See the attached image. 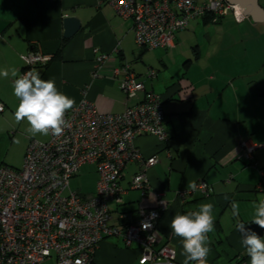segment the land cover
Wrapping results in <instances>:
<instances>
[{"label":"crops","instance_id":"crops-1","mask_svg":"<svg viewBox=\"0 0 264 264\" xmlns=\"http://www.w3.org/2000/svg\"><path fill=\"white\" fill-rule=\"evenodd\" d=\"M257 3L264 10V0ZM210 15L191 20L176 34L173 48L145 53L148 49L134 42L131 19L118 17L107 0H0V69L15 68L19 74L21 55L41 49L52 55L44 67L36 69L42 79L54 80L75 104L86 97L100 112L121 113L136 100L126 101L119 87L122 76L114 77L112 71L129 63L145 89L163 98L167 142L162 144L151 135L135 137L134 146L143 157L157 155L159 162L146 172L144 195L130 187L139 164L134 161L124 167L123 201L108 203L111 223L123 227L135 219L138 209L155 207L161 194L168 206L158 220L157 247L169 244L176 252L173 264H183L181 238L172 234L171 221L176 214L212 203L215 219L214 230L208 233L207 264H250L236 224H250L254 202L264 199V19L253 21L246 16L237 22L228 12L213 22ZM65 16L81 22L71 38L63 37ZM99 53L108 54L109 60L94 76L93 60ZM150 69L155 71L152 77L147 76ZM13 79L0 77L4 107L0 137L7 139L15 128L11 140L24 157L31 139L45 142L49 135L32 136L26 121L16 122ZM242 141L258 145L251 159L245 156ZM83 168L94 171L95 181L73 190L90 196L96 190V167L85 164L79 171ZM200 179L208 183L207 196L200 191L179 196L181 190H192L188 183ZM232 201L239 204L237 217L232 215ZM139 259L135 243L128 247L120 238L108 237L95 250L93 264H140Z\"/></svg>","mask_w":264,"mask_h":264},{"label":"built area","instance_id":"built-area-1","mask_svg":"<svg viewBox=\"0 0 264 264\" xmlns=\"http://www.w3.org/2000/svg\"><path fill=\"white\" fill-rule=\"evenodd\" d=\"M114 13L131 19L134 42L144 49H171L176 33L191 20L211 14L219 21L231 12L237 22L245 19L243 9L226 0H107ZM97 51V50H95ZM52 55L31 49L21 55L19 75L44 67ZM109 55L99 53L93 60L92 74L97 76ZM114 77L121 75L119 87L127 104L121 113L100 112L83 97L66 113L70 122L63 135H49L45 142L31 139L20 168L0 165V264H42L55 258V264H93L100 242L120 238L126 246L135 243L140 264L175 263L176 252L169 245L157 247L158 220L167 208L159 194L157 205L140 208L134 220L120 227L111 223L109 201L120 204L125 190L121 173L130 162L140 170L131 180V189L144 195L148 188L146 172L159 160L157 155L143 157L134 146L137 135H151L166 143L165 112L161 95L145 89L129 63L114 67ZM155 75L150 69L148 77ZM0 104V112L3 111ZM245 156L252 158L257 144L242 141ZM85 164L96 167L95 193L78 194L70 187L71 178ZM196 190L179 191L185 198L190 192L208 195V183L200 179Z\"/></svg>","mask_w":264,"mask_h":264},{"label":"clouds","instance_id":"clouds-1","mask_svg":"<svg viewBox=\"0 0 264 264\" xmlns=\"http://www.w3.org/2000/svg\"><path fill=\"white\" fill-rule=\"evenodd\" d=\"M13 79V94L18 99L14 118L17 123L27 122L26 131L32 136L52 135L60 137L70 122L66 113L73 110L75 100L58 90L52 79H42L36 70L19 75L17 69H0V77ZM188 188L196 190V183L190 182ZM255 209L250 223L264 229V199L254 202ZM232 215H239V204L231 202ZM214 205L202 203L198 210L186 214H176L170 224L172 234L182 242L183 264H207L210 252L208 233L214 230ZM236 230L242 234V247L250 258V264H264V237L245 228V223L237 222Z\"/></svg>","mask_w":264,"mask_h":264},{"label":"rangeland","instance_id":"rangeland-1","mask_svg":"<svg viewBox=\"0 0 264 264\" xmlns=\"http://www.w3.org/2000/svg\"><path fill=\"white\" fill-rule=\"evenodd\" d=\"M150 52L151 49H148L145 53ZM15 130V128L11 130V132L7 136V139L0 137V165H7L13 168H20L23 162V154H21L17 145L14 144L11 140L16 135ZM79 173L78 175L71 178V189H85L94 183L96 178L94 171L86 172V168H83L79 171ZM54 262L55 258L52 255L51 258L46 259L43 264H54Z\"/></svg>","mask_w":264,"mask_h":264},{"label":"water","instance_id":"water-1","mask_svg":"<svg viewBox=\"0 0 264 264\" xmlns=\"http://www.w3.org/2000/svg\"><path fill=\"white\" fill-rule=\"evenodd\" d=\"M230 4H239L244 8V15L249 16L253 21L264 19V10L258 5L257 0H226ZM63 22V37H73L81 28V22L75 16H65ZM245 228L255 231L258 235H264V229L253 223L246 224Z\"/></svg>","mask_w":264,"mask_h":264},{"label":"trees","instance_id":"trees-1","mask_svg":"<svg viewBox=\"0 0 264 264\" xmlns=\"http://www.w3.org/2000/svg\"><path fill=\"white\" fill-rule=\"evenodd\" d=\"M212 17V15H210Z\"/></svg>","mask_w":264,"mask_h":264}]
</instances>
